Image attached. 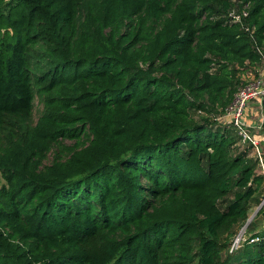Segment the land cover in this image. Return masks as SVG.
<instances>
[{"label":"trees","instance_id":"1","mask_svg":"<svg viewBox=\"0 0 264 264\" xmlns=\"http://www.w3.org/2000/svg\"><path fill=\"white\" fill-rule=\"evenodd\" d=\"M263 59L264 0H0V264H264Z\"/></svg>","mask_w":264,"mask_h":264},{"label":"built area","instance_id":"2","mask_svg":"<svg viewBox=\"0 0 264 264\" xmlns=\"http://www.w3.org/2000/svg\"><path fill=\"white\" fill-rule=\"evenodd\" d=\"M253 99H256L260 107L264 106V74L244 80L237 87L231 102L224 108V112L229 117V126L235 130L240 143L248 146L251 154L258 159L259 172L264 176V149L258 137V133L264 126L263 118L257 117L258 120L256 119L253 123L244 120V111L248 102ZM244 240L237 237L233 240L230 250L236 249Z\"/></svg>","mask_w":264,"mask_h":264},{"label":"rangeland","instance_id":"3","mask_svg":"<svg viewBox=\"0 0 264 264\" xmlns=\"http://www.w3.org/2000/svg\"><path fill=\"white\" fill-rule=\"evenodd\" d=\"M263 74H264V59H263V61H262V63L260 65L254 67V68L250 67L249 69L244 70V72L241 73V78L243 80H248V79H251L254 76L263 75ZM255 105H258V102H256V99L250 100L248 102L247 108L244 111V120L246 122H248V123L255 122V116L263 118V121H264V106L260 107L258 110H255V107H252V106H255ZM35 116H36V114H35ZM216 121H217L218 124L229 125V117L226 116V113L224 112V110H222V111H220L219 109L217 110V112H216ZM261 131H262V134L264 135V126L261 129ZM2 183H3V179L0 176V186H1ZM263 196H264V194H263ZM263 196H262L261 202L263 200ZM257 211H258V206H253L250 209V211H249L248 217L252 216V218H251V220H252L255 217ZM258 219H259V222H258V228L259 229L258 230H261V229L264 228V217L262 218L260 216ZM246 226L244 225L243 227H241L237 231V235L235 236L234 240L237 237H240V239H246L249 236V233L245 232V227Z\"/></svg>","mask_w":264,"mask_h":264},{"label":"crops","instance_id":"4","mask_svg":"<svg viewBox=\"0 0 264 264\" xmlns=\"http://www.w3.org/2000/svg\"><path fill=\"white\" fill-rule=\"evenodd\" d=\"M259 104V103H258ZM252 107H255V110H258L259 108H260V105H255V106H252ZM257 117L258 116H255V120L257 119ZM253 123V122H252ZM259 135H258V137L260 138V140H261V146H262V148L264 149V135L262 134V131H260L259 133H258Z\"/></svg>","mask_w":264,"mask_h":264},{"label":"water","instance_id":"5","mask_svg":"<svg viewBox=\"0 0 264 264\" xmlns=\"http://www.w3.org/2000/svg\"><path fill=\"white\" fill-rule=\"evenodd\" d=\"M263 202H264V198H263L262 202H260V205L258 206V209L263 204ZM251 218H252V216L247 218L246 223H245V226L249 223V221L251 220Z\"/></svg>","mask_w":264,"mask_h":264}]
</instances>
